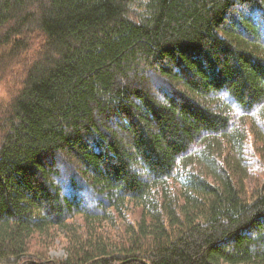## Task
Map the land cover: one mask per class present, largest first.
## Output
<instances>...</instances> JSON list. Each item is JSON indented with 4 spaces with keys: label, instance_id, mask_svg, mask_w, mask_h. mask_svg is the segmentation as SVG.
<instances>
[{
    "label": "trees",
    "instance_id": "trees-1",
    "mask_svg": "<svg viewBox=\"0 0 264 264\" xmlns=\"http://www.w3.org/2000/svg\"><path fill=\"white\" fill-rule=\"evenodd\" d=\"M21 57L0 264H264V0H0V81Z\"/></svg>",
    "mask_w": 264,
    "mask_h": 264
},
{
    "label": "rangeland",
    "instance_id": "rangeland-1",
    "mask_svg": "<svg viewBox=\"0 0 264 264\" xmlns=\"http://www.w3.org/2000/svg\"><path fill=\"white\" fill-rule=\"evenodd\" d=\"M39 41L38 35L36 34L31 41V49L28 54L38 49ZM23 60L21 57V62H17L18 64L12 69L11 74L6 79L0 81L1 115L8 111L10 103L17 93L18 82L21 79L23 72ZM242 167L244 173L247 175L245 194L248 198H252L257 191L264 190V147L261 143L256 141L249 143ZM49 256L55 261L65 259L67 257L66 242L61 238L56 239L54 246H52L49 251Z\"/></svg>",
    "mask_w": 264,
    "mask_h": 264
},
{
    "label": "water",
    "instance_id": "water-1",
    "mask_svg": "<svg viewBox=\"0 0 264 264\" xmlns=\"http://www.w3.org/2000/svg\"><path fill=\"white\" fill-rule=\"evenodd\" d=\"M57 264V262H55Z\"/></svg>",
    "mask_w": 264,
    "mask_h": 264
}]
</instances>
